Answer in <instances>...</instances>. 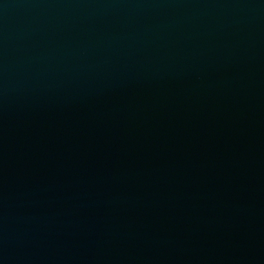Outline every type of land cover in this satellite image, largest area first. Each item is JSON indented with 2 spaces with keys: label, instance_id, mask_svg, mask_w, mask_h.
<instances>
[{
  "label": "water",
  "instance_id": "1",
  "mask_svg": "<svg viewBox=\"0 0 264 264\" xmlns=\"http://www.w3.org/2000/svg\"><path fill=\"white\" fill-rule=\"evenodd\" d=\"M0 264H264V0H0Z\"/></svg>",
  "mask_w": 264,
  "mask_h": 264
}]
</instances>
